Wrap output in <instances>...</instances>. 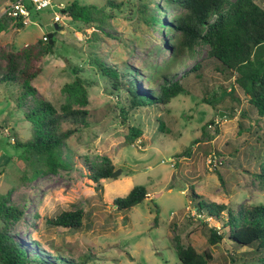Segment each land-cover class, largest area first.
I'll return each mask as SVG.
<instances>
[{
	"label": "rangeland",
	"instance_id": "obj_1",
	"mask_svg": "<svg viewBox=\"0 0 264 264\" xmlns=\"http://www.w3.org/2000/svg\"><path fill=\"white\" fill-rule=\"evenodd\" d=\"M72 1L102 7L101 24L83 25L63 14L59 4ZM9 2L0 0V14ZM181 11L170 0H52L32 11L27 25L0 20L2 51L52 34L54 52L40 60L43 70L31 84L58 111L78 107L62 92L74 78L72 66L81 69L88 90L84 108L90 124L59 150L67 169L38 173L42 160L12 143L13 136L21 142L30 138L31 124L22 114L35 98L24 99L19 84H0V194L10 190L9 202L24 209L10 223V232L29 256L49 260L58 253L86 264H178L179 248L190 243L210 253L209 264H259L252 248H233L227 228L199 211L196 201L230 208L264 203V179L257 176L264 167V116L247 103L233 82L235 75L207 57L206 44L198 42L191 53L174 46L177 28L168 30L169 21ZM54 15L61 17L54 21ZM152 15L167 26L156 25ZM95 59L135 69L140 86L154 92L163 75L175 79L196 62L201 66L182 78L184 91L169 104L151 106L140 116L143 142L126 144L125 126L118 119L126 94L113 90ZM209 96L213 106L204 102ZM103 156L121 172L102 180L97 191L86 168ZM137 184L146 187L145 199L129 210L116 209L112 200ZM190 185L195 201L188 194ZM154 202L160 208L156 221ZM79 209V228L46 221ZM209 228L222 235L219 243H209Z\"/></svg>",
	"mask_w": 264,
	"mask_h": 264
},
{
	"label": "trees",
	"instance_id": "obj_2",
	"mask_svg": "<svg viewBox=\"0 0 264 264\" xmlns=\"http://www.w3.org/2000/svg\"><path fill=\"white\" fill-rule=\"evenodd\" d=\"M182 11L171 21L168 30L174 31V46L181 51L191 53L198 42L208 46L207 57L216 61L220 69L235 75L234 84L245 94L247 103L261 116H264V6L260 0H170ZM111 1L107 5H111ZM72 20L83 25L101 24L102 7L95 4H79L77 1L61 9ZM6 18V17H4ZM2 18H0L1 20ZM156 25L167 26L163 18L152 15ZM12 20V19H10ZM13 21V20H12ZM17 25V21H14ZM34 42L23 45L13 51L0 50V84H19L24 99L34 97L35 103L24 110L23 118L31 124V136L19 141L13 136L12 143L23 153L35 155L42 160L38 173H56L67 169L66 163L59 157V150L66 140L90 124L88 90L81 69L71 67L74 78L64 83L62 92L78 107H69L58 111L51 102L45 100L31 82L42 72L40 60L54 52L55 40L44 35ZM51 41V42H50ZM101 74L109 78L112 88L117 93L123 89L126 103L119 107V122L125 126L124 142L133 144L143 142L144 126L140 116L151 111V106L164 108L169 102L184 91L182 78L200 68L199 62L188 67L179 78L163 75L159 91L141 87L136 76L138 71L125 66L123 70L115 65L95 59ZM119 97V95H117ZM204 102L213 106L212 97ZM159 122V119H156ZM212 123V121H210ZM86 177L94 184L97 191L102 190L101 181L109 178L114 171V164L108 156H103L98 163L87 166ZM257 176L264 179V167ZM189 187L190 199L197 197ZM10 190L0 194V264H86L84 260H75L58 253L50 259L40 255L29 256L27 250L10 232V223L20 219L24 209L9 202ZM148 191L144 185H134L126 195L115 197L112 205L118 210H129L141 203ZM199 211L221 222L227 228V238L233 248L250 247L258 254L257 261L264 264V203L242 205L230 208L219 203L196 201ZM156 221L159 205L154 202ZM226 215L223 216L222 213ZM82 210L62 211L46 221L49 225L79 228L82 225ZM209 243L216 244L222 235L209 228ZM178 264H209L210 253L198 252L190 243L181 246L177 252ZM234 260V259H233Z\"/></svg>",
	"mask_w": 264,
	"mask_h": 264
},
{
	"label": "built area",
	"instance_id": "obj_3",
	"mask_svg": "<svg viewBox=\"0 0 264 264\" xmlns=\"http://www.w3.org/2000/svg\"><path fill=\"white\" fill-rule=\"evenodd\" d=\"M52 0H10L8 5L3 9L0 18H9L17 21L20 25H27L30 20L32 11H38L51 5ZM64 4H59L60 9L64 8ZM61 16L54 15V21H58ZM43 39L46 37L43 36ZM214 160L213 157L210 161Z\"/></svg>",
	"mask_w": 264,
	"mask_h": 264
},
{
	"label": "water",
	"instance_id": "obj_4",
	"mask_svg": "<svg viewBox=\"0 0 264 264\" xmlns=\"http://www.w3.org/2000/svg\"><path fill=\"white\" fill-rule=\"evenodd\" d=\"M48 36L51 37L52 34H49ZM50 42H51V41H50ZM219 114L221 115V113H219ZM120 172H121V170L117 169V170H115V171H113V172L111 173L110 177H115V176H117Z\"/></svg>",
	"mask_w": 264,
	"mask_h": 264
},
{
	"label": "crops",
	"instance_id": "obj_5",
	"mask_svg": "<svg viewBox=\"0 0 264 264\" xmlns=\"http://www.w3.org/2000/svg\"><path fill=\"white\" fill-rule=\"evenodd\" d=\"M8 5V4H7Z\"/></svg>",
	"mask_w": 264,
	"mask_h": 264
}]
</instances>
